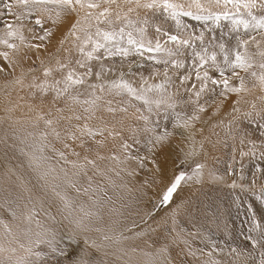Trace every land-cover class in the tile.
Listing matches in <instances>:
<instances>
[{
	"label": "snow or ice",
	"instance_id": "6c2138e0",
	"mask_svg": "<svg viewBox=\"0 0 264 264\" xmlns=\"http://www.w3.org/2000/svg\"><path fill=\"white\" fill-rule=\"evenodd\" d=\"M0 264H264V0H0Z\"/></svg>",
	"mask_w": 264,
	"mask_h": 264
},
{
	"label": "rangeland",
	"instance_id": "374dc122",
	"mask_svg": "<svg viewBox=\"0 0 264 264\" xmlns=\"http://www.w3.org/2000/svg\"><path fill=\"white\" fill-rule=\"evenodd\" d=\"M209 194L211 195V190H209ZM237 225H239V221H237Z\"/></svg>",
	"mask_w": 264,
	"mask_h": 264
}]
</instances>
